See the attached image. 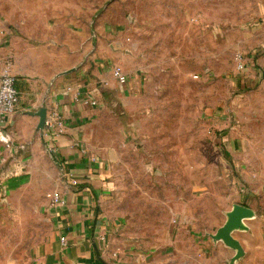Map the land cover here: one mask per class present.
Segmentation results:
<instances>
[{
    "label": "rangeland",
    "instance_id": "374dc122",
    "mask_svg": "<svg viewBox=\"0 0 264 264\" xmlns=\"http://www.w3.org/2000/svg\"><path fill=\"white\" fill-rule=\"evenodd\" d=\"M109 3L101 23L123 26L126 61L143 77L91 127L108 167L105 208L136 249L126 264H229L212 234L238 194L258 200L264 168V72L246 90L234 78L237 54L264 57V0ZM0 141L11 145L1 126ZM35 154L0 213V264L22 260L50 228L42 171L53 162L43 146Z\"/></svg>",
    "mask_w": 264,
    "mask_h": 264
},
{
    "label": "crops",
    "instance_id": "0c3cea01",
    "mask_svg": "<svg viewBox=\"0 0 264 264\" xmlns=\"http://www.w3.org/2000/svg\"><path fill=\"white\" fill-rule=\"evenodd\" d=\"M109 4V0H0V72L7 68L15 77L19 96L15 111L1 126L11 145L4 147L0 141V213L13 207L10 195L34 174L29 158L39 146L53 162L51 173L42 171L47 172L45 191H57L63 199V204L44 199L49 231L22 260L10 264H126L134 256L136 249L129 247L120 222L105 208L111 192L107 162L92 144L91 127L99 115L137 95L143 83L141 71L126 61L131 50L123 26L108 25L107 17L101 23ZM113 63L122 67L126 82L111 76ZM263 66L264 57L251 53L245 71H234L237 85L246 90L255 83V73L264 72ZM40 107L46 114L58 113L60 133L36 130L34 112ZM262 169L258 200L248 196L244 202L238 194L233 201L254 214L243 220L246 230L233 233L243 248L233 264H264ZM180 241L184 245V238ZM211 242L226 260L233 256L232 248Z\"/></svg>",
    "mask_w": 264,
    "mask_h": 264
},
{
    "label": "built area",
    "instance_id": "2783aa9c",
    "mask_svg": "<svg viewBox=\"0 0 264 264\" xmlns=\"http://www.w3.org/2000/svg\"><path fill=\"white\" fill-rule=\"evenodd\" d=\"M249 61L245 59L242 54L235 56V68L239 72H244ZM111 76L119 83L127 81L128 77L122 67L113 63L110 67ZM18 91L15 86V77L11 72L4 68L0 72V126L5 124L6 118L11 116L15 111L18 103ZM62 120L55 110H50L46 115L43 123L44 133H56L61 132ZM48 199L55 204H63V199L57 191H52L46 194ZM63 241V238H61Z\"/></svg>",
    "mask_w": 264,
    "mask_h": 264
},
{
    "label": "water",
    "instance_id": "95a60500",
    "mask_svg": "<svg viewBox=\"0 0 264 264\" xmlns=\"http://www.w3.org/2000/svg\"><path fill=\"white\" fill-rule=\"evenodd\" d=\"M34 114L38 117L36 130L42 132L43 123L46 115V108L40 107ZM253 216V212L247 206L234 203L231 209L226 213V219L216 231L212 234L213 240H220L226 246L234 250L233 256L230 258L229 264H233L234 260L242 255V249L239 242L232 236L235 230H245L247 227L243 223L244 219Z\"/></svg>",
    "mask_w": 264,
    "mask_h": 264
},
{
    "label": "trees",
    "instance_id": "16d2710c",
    "mask_svg": "<svg viewBox=\"0 0 264 264\" xmlns=\"http://www.w3.org/2000/svg\"><path fill=\"white\" fill-rule=\"evenodd\" d=\"M16 86V85H15Z\"/></svg>",
    "mask_w": 264,
    "mask_h": 264
}]
</instances>
